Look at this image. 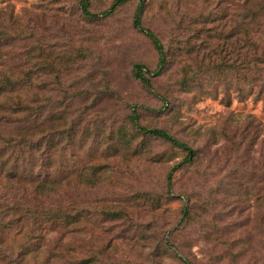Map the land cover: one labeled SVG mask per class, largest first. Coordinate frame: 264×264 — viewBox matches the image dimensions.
I'll use <instances>...</instances> for the list:
<instances>
[{
    "label": "rangeland",
    "instance_id": "1",
    "mask_svg": "<svg viewBox=\"0 0 264 264\" xmlns=\"http://www.w3.org/2000/svg\"><path fill=\"white\" fill-rule=\"evenodd\" d=\"M112 1L90 0L92 13L108 10ZM146 1L143 29L155 32L169 50L176 37L189 35L182 33L180 24L213 11L219 2ZM78 3L0 0V75L12 72L21 76L29 71L26 53L32 47L47 46L50 52L60 53L69 69L58 78L51 77L48 93L37 91V104L45 112L43 116L49 112L65 116L72 141L76 139L74 153H64L73 156L71 163L76 161L80 168L109 165L111 174L107 173L94 189L74 180L67 191L48 199L4 177L0 179V204L60 206L78 202L79 206L81 202L88 212L96 202L100 211L127 208L129 218L99 217L96 225L88 223L83 232L68 236L44 227L36 232L40 237L32 244L33 253L22 259L16 256L31 243L23 235L11 236L0 242V264H67L65 259L49 257V249L55 246L62 256L72 248L80 256L97 253L100 262L112 264H261V238L253 223L254 211L256 215L259 211L250 207L244 184L248 172L264 169V101L254 97L240 100L236 89L227 90L226 82L211 85L213 76L201 81L203 89L196 86L182 90L177 85L182 78V65L178 63L151 79L153 87L146 89L133 76V67L143 64L153 70L157 54L145 32L133 26L136 3L95 21L83 17ZM224 8L232 10L227 3L221 6ZM37 77L41 80L42 72ZM133 112L143 126L165 129L200 152L199 163L174 173L170 199L164 198L167 176L185 154L164 140L150 139L149 154L135 153V145L114 158H105L104 149L90 156L92 138L86 139L90 133L98 141L128 122ZM6 126L0 130L11 134L15 125ZM48 126L44 122L40 128ZM224 132L230 134L229 140L222 136ZM85 145V151L77 148ZM158 156L160 162L156 161ZM144 193L162 195L157 210L149 212L147 207L136 205L137 196ZM191 204L192 219L184 222L183 206ZM203 220L210 224L204 226ZM23 230L19 226L14 231ZM220 236L226 243L217 240ZM233 256H238L235 262Z\"/></svg>",
    "mask_w": 264,
    "mask_h": 264
},
{
    "label": "trees",
    "instance_id": "2",
    "mask_svg": "<svg viewBox=\"0 0 264 264\" xmlns=\"http://www.w3.org/2000/svg\"><path fill=\"white\" fill-rule=\"evenodd\" d=\"M133 2L136 3L133 26L145 32L157 54V63L153 70L143 64H135L133 67V76L146 89H152L151 79L159 78L178 63L182 65V78L177 85L182 90L196 86L203 89L201 81L207 82V77L213 76L211 85L226 82L227 90L236 89L235 93L240 100L254 97L264 101V0H219L213 11L187 20L186 25L180 24L182 33L189 35L187 38L176 37L171 50L163 47L155 32L143 29V16L148 4L146 0H113L108 10L99 13H92L90 0H79L78 6L86 20L95 21L111 17ZM224 3L230 5L232 10L221 9ZM49 48H30L26 53L29 71L23 72L21 76L12 72H2L0 75V128L15 125L11 134L0 130V179L5 177L26 186L35 196L43 199L67 191L74 180L79 185L94 189L103 182L107 173L111 174L109 165L90 164L80 168L76 161L71 163L70 158L73 156L67 157L64 153L73 152L76 139L72 141L65 116L49 111L47 116H43L45 112L37 104V91L41 89L48 93L49 81H53L51 77L58 78L69 69L67 60L60 53L50 52ZM37 53L39 56H36ZM0 55L1 58V51ZM2 65L0 60V66ZM40 72L43 78L38 80L37 74ZM44 122L50 126L41 130ZM90 134L86 138H92L88 145L90 156H95L99 149H104L102 153L105 158H114L122 150L131 151L135 145V153L149 154L148 146L152 138L164 140L171 148L183 152L184 158L171 168L167 176L165 199L173 197L174 173L188 170L201 159L199 150L169 134L165 129L140 124L137 112L128 117V122L108 134L105 133L98 141L95 139L98 137ZM222 136L230 139L229 133L224 132ZM85 147L86 145L82 148L77 146L84 151ZM156 161L160 162L161 157L158 156ZM246 177L248 182L244 186L246 197H250L249 205L259 211L257 215L254 211L253 223L257 224L256 229L261 238L259 248L263 253L261 264H264V169L252 170ZM195 198L200 202L198 196ZM162 200V195L144 193L137 196L136 205L147 207L152 212L160 207ZM77 204L78 202L60 206L29 205L21 202L5 206L0 204V242L11 236L23 235L31 244L23 247L16 256L22 259L21 256L33 253L32 244L40 237L36 232L44 227L57 229L62 232V236H68L83 232V227L89 225L88 223L96 225L99 217L108 220L129 218L127 208L100 211L96 202H93L87 212L81 202L79 206ZM131 205L133 204L130 202ZM190 207L183 206L184 222L192 219L193 204ZM200 209L203 212L204 206ZM202 223L204 226L210 224L206 220ZM19 226H23L24 230L15 232ZM217 240L221 244L226 243L222 236ZM164 245L171 250L172 247ZM56 249L57 246L49 249V257L65 259L67 264H112L100 262V255L97 253L80 256L76 249L71 248L62 256ZM237 258L238 256H233L232 261L235 262ZM11 261L10 257L9 262Z\"/></svg>",
    "mask_w": 264,
    "mask_h": 264
}]
</instances>
